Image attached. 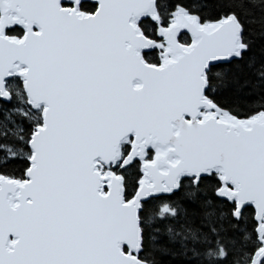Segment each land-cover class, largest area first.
I'll return each instance as SVG.
<instances>
[{
    "label": "snow or ice",
    "instance_id": "obj_1",
    "mask_svg": "<svg viewBox=\"0 0 264 264\" xmlns=\"http://www.w3.org/2000/svg\"><path fill=\"white\" fill-rule=\"evenodd\" d=\"M0 264H264V0H0Z\"/></svg>",
    "mask_w": 264,
    "mask_h": 264
}]
</instances>
